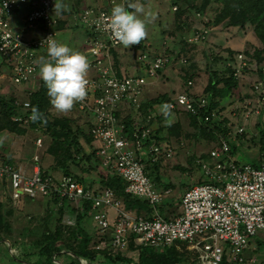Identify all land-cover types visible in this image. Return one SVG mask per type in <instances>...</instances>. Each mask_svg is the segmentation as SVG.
Returning a JSON list of instances; mask_svg holds the SVG:
<instances>
[{
	"label": "built area",
	"instance_id": "built-area-1",
	"mask_svg": "<svg viewBox=\"0 0 264 264\" xmlns=\"http://www.w3.org/2000/svg\"><path fill=\"white\" fill-rule=\"evenodd\" d=\"M54 3L55 0H0V61H6L11 82L26 86L29 93L32 86L37 89L41 84L39 65L41 57L48 59V37L60 42L56 29L58 21L65 19L70 27H83L86 31L84 55L89 60L88 84L85 97L75 102V107L90 120L88 131L100 168L115 170L126 182L125 191L146 199L154 215L146 218L126 208L108 187L91 188L69 175L55 177V180L42 177L38 152L32 156L31 175L0 159V182L8 184L12 200L18 202L23 198L54 195L60 200L59 204L65 199L78 211H83L84 204H88L97 230V240L92 243L96 249L126 250L130 242L136 248L159 249L181 241L196 252L195 264H220L225 253L229 261L237 264L257 263L260 256L264 257V246L261 249L263 255L247 252L256 247L254 237L260 231L264 232V156L259 166L240 161L228 153L229 144L221 138L220 147L210 150V159L200 156L195 159L205 181L185 189L180 215L170 219L160 216L157 205L165 192L155 188L147 174V165L172 157L175 146L166 141H150L151 114L141 122L137 112L133 131L127 132L117 118V112L125 105L137 110L147 80L155 77L173 57L165 52L157 55L141 53L137 59L148 65L146 69L135 74L121 71L118 75L111 50H117L122 44L113 38L109 20L112 5L123 4V0H109L108 7L86 4L68 14L57 13ZM21 11L23 15L19 16ZM203 33L206 30L195 31L188 40H200ZM250 59L241 52L235 55L234 76L244 75L245 66L251 69L254 65L256 70L257 65ZM260 67L264 70V64ZM187 82L191 84L190 80ZM242 94V101L230 111L237 119L232 132L249 130L255 133V124H258L264 133L263 81L257 76ZM167 105L170 112L200 115L208 104L202 95L191 96L180 91ZM21 106L28 112L29 100L24 99ZM211 116L219 119L216 110L205 113L204 119ZM30 117L31 113L17 115L15 120L25 124ZM226 126L230 125L226 123ZM34 145L41 147L40 137L34 140ZM64 222L74 225L75 217L67 216Z\"/></svg>",
	"mask_w": 264,
	"mask_h": 264
},
{
	"label": "trees",
	"instance_id": "trees-1",
	"mask_svg": "<svg viewBox=\"0 0 264 264\" xmlns=\"http://www.w3.org/2000/svg\"><path fill=\"white\" fill-rule=\"evenodd\" d=\"M72 1V7H67L66 10L61 12L62 14L77 11L83 5L82 1L84 0ZM94 1L95 3L87 5L95 7L104 5L108 7V5H110L109 0ZM130 2H136V0H123V5L127 6ZM167 2V13H172L173 15L174 31L175 29L180 30L177 36H179L183 46L180 52L172 53L174 54L176 62L183 64L182 68L185 71L183 75V79L185 80L184 89L181 91H185L191 96L202 95L207 101V108L200 115H193L185 111H169V115L166 117L161 109L163 105H167L172 99L171 95L173 93L164 92L154 97L145 98L146 100L143 98L137 110L129 109L125 114H123V110H119L117 112V118L121 124L124 125L125 131L132 132L134 128L133 124L138 117V113L142 119L141 122H145L146 116L151 114L152 119L150 120V124L152 126V132L150 141H166L167 143H172V141L176 139L183 140V138L188 137L195 139L200 138L202 140L211 139L209 149L205 153L198 155L205 160L210 159V150L219 148L220 140L224 138L229 144L228 153L230 155L236 156V154L239 153L241 157L247 156L250 159L247 163L259 166L264 156V133L260 125L255 124V129H257L255 134L249 132V130H245L241 133L232 132L237 123V119L235 116L231 115L230 111L235 104H238V102L243 99V94H238V77L233 74V63L235 59L233 50H227L229 51V55L226 56L227 63L222 70L210 69V66H208L207 84L202 94H197L193 92L192 85L188 84L187 81H192L194 79V65H191L190 62L193 56H195V51L191 48L200 40L189 41V35H185L189 31H191L190 34L195 31L203 32L206 30L205 27L217 24L220 25L221 29L230 27L243 28L249 25L259 39L261 46L254 48L252 52L246 50L245 53L249 55L247 57L256 59V61H254L257 65L255 72L258 78L264 83V70L260 67L261 64H264V0H167ZM173 6H175L174 9ZM209 10H211L213 14L210 18L203 19L206 15H209ZM194 13L200 15L201 21H203L204 24L203 27H196V29L192 28L191 21L194 19ZM67 26L65 19L59 20L56 29L58 31L64 30ZM136 47L141 48V53L147 51V47L141 42ZM164 51L165 53L171 54L169 52L170 50L166 48H164ZM111 52L114 57V67L117 74L120 75L121 70L118 67L117 50L112 49ZM152 53L153 55H157L160 52L155 51ZM134 56V68L137 70L146 69L148 65ZM183 58L186 60L185 62L182 61ZM212 59L216 60V57ZM5 62L6 61L3 60L2 64H5ZM243 69L246 72L250 67L245 66ZM158 71L160 72L161 69ZM130 72L131 69H127L126 73L130 74ZM244 94L247 95V92H244ZM24 99H28L30 102L28 112L22 110L21 102ZM24 99H19L12 93L9 95L0 94V132L7 131L16 135L34 133L33 139L37 137L41 138L42 145L38 148L37 152L40 154L38 163L42 177L49 176L55 180L54 178L56 176L50 172L54 170L61 175H69L85 183L84 177L80 173L95 171L98 168L93 161V158L97 159V157L95 156L92 137L88 131L90 120L87 116L85 117L86 114L78 111L75 105L66 112H59L56 110L50 102V97L47 94V89L44 87L43 80H41L39 88H32L29 93L27 92L25 94ZM33 107L37 108L43 114L42 119L36 121L30 119L25 124L15 120L17 115L25 116V114L31 113ZM74 110H76V112H74ZM211 110L217 111L219 119L212 116L208 119H204V114ZM73 112L78 113V115L72 116ZM81 116L85 117L86 131L82 125L77 122V118ZM222 122H224L225 125H222ZM226 123L230 126L227 127ZM82 139L91 146L92 152L88 153L84 149L81 142ZM247 139H251L254 144L252 150L249 146H244L243 144ZM42 153L43 155L48 154V156L50 155L52 158L51 164L48 167H45L41 162ZM0 158L4 162H12L9 157L1 156ZM192 159H195V157H192ZM81 161H86L87 166H79ZM159 163L160 161L149 163L147 165V174L149 177L152 175L153 178H150L155 183L162 186L163 189L160 191L163 192L168 189L169 184H163L160 181V175L158 173ZM72 166L74 167L72 168ZM78 167H81L80 171L75 170V168L77 169ZM99 177L97 189L108 187L114 192L115 197L124 202L126 208L146 218L154 215L146 199L131 195L125 191L126 182L115 170H105ZM204 181L205 179L200 177L195 183ZM87 184L89 187H93L94 182L91 181ZM181 195L176 198V201L171 198L165 200L163 197L161 202L157 205V212L159 215L165 219L180 215L179 210L175 212L172 210L180 205ZM59 201L60 200L54 195L49 196V203L47 204L44 214L41 216L29 215L23 227L19 230V238H15L13 237L14 229L12 221L15 210L12 205V198L9 195L5 200H0V240L7 239L9 241V244H11L14 249V252L11 254L12 257H18L16 253L19 247L22 246V259H24L27 264H58L55 258L62 249L60 243H64L66 249L71 252L70 262L67 264H95L99 256L104 259L99 262L101 264H106L105 261L119 264H195L197 262L196 252L189 249L186 242L181 241H177L167 247L159 249L151 247L136 248L132 242L129 243L126 250L111 251L109 248H93L92 243L97 240V236L93 239L91 236H87V234L84 233L85 236L83 235L80 240L76 238L74 227H71L63 221L66 209L61 206L62 204L58 206ZM65 201V199H62L63 203ZM55 205H57V208L54 207ZM89 209L90 206L84 204V212L75 214L76 230H84L80 227V221L82 216L86 214V211H89ZM71 210L74 211V208H71ZM170 212L174 213L172 214ZM109 232L110 230H108V233ZM69 239L77 241H75V244H69L67 243ZM255 243L256 247L250 248L247 252L248 254L257 253L259 247L264 246V236L261 239L257 237ZM135 251H137L135 254L136 257L134 254L130 253ZM220 264L237 263L229 261L225 253ZM255 264H264V257H259L258 262Z\"/></svg>",
	"mask_w": 264,
	"mask_h": 264
},
{
	"label": "rangeland",
	"instance_id": "rangeland-1",
	"mask_svg": "<svg viewBox=\"0 0 264 264\" xmlns=\"http://www.w3.org/2000/svg\"><path fill=\"white\" fill-rule=\"evenodd\" d=\"M136 2H139L143 5L145 12L153 14L147 18V22L145 25L147 35L144 39L140 41L142 44H144L147 47L146 52L149 53V55H153L152 52H155V51H159L160 53L165 52L164 48H166L170 50L169 52L171 53L173 57V60H171L170 63L163 66L161 68V71L160 72L158 71L155 77L149 78L147 80V83L142 89L141 96L144 98V100H146L149 97H154L164 92H172L173 94L171 96L174 97L178 92L184 89V81H185L183 79V75L185 73V71L182 68L183 64L180 62H176V60L174 59V54H172V53L180 52L183 47L182 42L179 39V36H177V33L180 30L175 29L174 31L175 26L173 24V15L172 13H167V7H168L167 0H136ZM93 3H95L94 0L82 1V4L84 5L93 4ZM71 7H72V4H71ZM208 14L209 15H206L203 19L210 18L213 12L209 10ZM22 15H23V12L21 11L19 16H22ZM140 15L143 17V13H141ZM193 18H194L192 19L193 21H191L192 28L196 29V27L201 28L204 26L203 21H201L202 19L200 15H197V13H194ZM21 20L20 21L23 25L24 21L23 19ZM14 23L16 22L14 21ZM205 28H206V33H203L204 37L201 38L200 41L195 43L194 44L195 46H193V48H191L193 49V51H195V56H193L190 62L191 65H194V70H193L194 79L191 81L190 85H192L193 92L197 94H202L203 89L205 85L207 84L208 72H209L208 66H210V69L212 68V69H217V70H222L224 68V66L227 63L226 56L229 55V51H227L228 49L233 50L235 55L241 52L243 55L249 56L247 55V53H245L246 50L248 52L249 51L252 52L254 48L261 46L259 39L256 37L252 28L249 25H246L243 28L230 27L227 29H224V28L221 29L220 25L217 24V25H211ZM190 32L191 31L187 32L185 36L190 35ZM57 35H58L57 38L59 39L60 42L67 44L70 48L74 47L76 51H79L82 54L85 53L84 40L86 37V33H84L83 27L67 26L64 30L58 31ZM138 44H133V45H130L129 47H125L122 45L117 48L118 67L122 72H125V67L126 69H128L133 65V62H134L133 56L135 55L134 57L137 58L138 55L142 52L140 47L139 48L136 47ZM213 57H216V60L212 59ZM110 59L112 61V57H110ZM251 59L256 61V59L254 58H251ZM130 69H131L130 74H135L141 71V69H138V70L135 68H130ZM249 70H247L246 72L244 71L245 72L244 75L243 74L239 75V78H238V83H239L238 94L239 95H242V92L248 89L249 85L252 84L255 78L257 77L256 72L254 70V65ZM10 78H11V74L8 70V67L5 64H2V62L0 61V94L9 95L12 93L16 95L19 99H24L25 94L29 91V88H26V86H23L20 84L12 83ZM33 87L34 86H32V88ZM44 87L46 88L45 84H44ZM238 104H235L234 107H236ZM129 109H133L132 106L130 105L123 106L122 107L123 114L128 112ZM74 112L76 111L74 110ZM74 112L72 116H77L78 113H74ZM77 119H78L77 122L80 123L86 131L87 127L85 125V117L81 116L80 118H77ZM3 133H4V137L3 135L0 136V140H3L5 145L9 143L10 148L6 150H4V148L3 149L0 148V157L1 156L5 157L7 154L6 157H9L10 160L12 161V159L13 160L15 159L12 157L14 152H16V155H18L22 151L23 147L25 148V149L23 148L24 151L28 150L27 153L29 152V154L31 153V156H33L34 154L33 151L35 150V146H34L35 139H33L34 133H26L25 135H16L14 133L7 132V131ZM0 135H1V132H0ZM81 142L84 146V149L88 153L92 152L91 146H89L85 140L82 139ZM172 144L175 146L173 156L170 158L161 159L159 163L160 165H159L158 173L160 175V181L163 184H169L168 185L169 192L168 194H166V197L164 196L165 200L167 198H171V199H175L176 201V198L179 197V195H181L188 186L195 184L196 180L202 177L198 166L195 164V159L197 158L199 154L205 153L209 149L211 145V139L202 140L200 138L195 139V138L188 137V138H183V140L176 139L172 141ZM243 144L244 146H249L251 150L254 147V144L251 141V139L245 140ZM41 157H42L41 159L42 164L45 167H48L52 161L51 156L50 155L48 156V154L43 155L42 153ZM192 157H195V159H192ZM236 157L240 161H246V162L250 161L249 157L247 156L241 157L239 153L236 154ZM93 159H94L93 160L94 164H96L98 167L99 165L98 160L95 158ZM79 166L86 167L87 162L81 161ZM73 167L74 166H72V168ZM80 168L79 167L77 169L75 168V170L80 171L81 170ZM53 171L54 170H52V172ZM104 172L105 171H102L99 173L98 171L96 173L95 171L93 172L91 171V172H88V174L90 175V173H92V175H96V180L94 179V181L99 182V179H100L99 176L100 174H103ZM82 173L84 172H81L80 174ZM58 174L60 173H57V171L54 172V176H58ZM150 177L153 178L152 175ZM153 183L155 184L157 189L159 190L163 189L161 185H158V183H155L154 181ZM7 185L8 184L5 181L2 183L0 182V191H1V194L3 195L2 200H4V197H5L4 195H6L5 193L9 192V187ZM38 197L47 198L45 196L39 195L36 197L37 200L39 199ZM40 202L41 201L38 200L37 205L41 206L42 203H45V202H42V203ZM19 205H20L19 201L14 204L16 211L17 209L18 210L20 209ZM32 207L34 210L35 209L34 205H32ZM173 209L174 210L172 211L174 212L178 211L179 205L177 208H173ZM91 212H92L91 209H89L86 215L89 221L92 220ZM174 212H170V213L173 214ZM36 213L38 214V216L43 215V214H39V212H33L32 210L27 209L26 207V211H24V213H21L22 216L20 217L24 218L25 220L29 215H36ZM16 222L17 221L15 219L14 227H16L17 229L19 225H16ZM71 227H74V230L76 231L74 234L76 238H78L79 240L80 238L83 237V235L85 236V234L89 236V233L93 239L96 236V234H94L96 232L94 231L96 227L93 225V223L91 226H88L87 228L85 226V229L87 232L84 230H83L84 232L76 230L75 225ZM19 230L17 229L18 233H19ZM263 236H264V232L260 231L258 235L254 238L256 239L257 237H259L261 239ZM71 244H72V241H71ZM261 249H262V246H260L259 250H257V256L263 255L261 252ZM12 252H14V249H12ZM136 252L137 251L130 252V253L134 254V256L136 257L135 255ZM20 256H22V254H20ZM101 260H104V259L99 256L95 264H101L99 263ZM105 262L106 264H119L115 262L112 263L109 261L108 262L105 261ZM12 264H21V263L17 259L16 262L12 261Z\"/></svg>",
	"mask_w": 264,
	"mask_h": 264
},
{
	"label": "clouds",
	"instance_id": "clouds-1",
	"mask_svg": "<svg viewBox=\"0 0 264 264\" xmlns=\"http://www.w3.org/2000/svg\"><path fill=\"white\" fill-rule=\"evenodd\" d=\"M66 9L67 5L63 4L62 0H55L54 10L57 13ZM151 15L153 14L145 12L139 2H130L127 6L114 4L109 20L113 38L125 47L140 43L147 35L145 25ZM50 37L47 47L48 59L41 57L39 75L46 86L51 104L59 112H66L86 95L89 60L84 54ZM161 111L167 117L169 106L163 105ZM42 115L33 107L30 118L36 121L42 119Z\"/></svg>",
	"mask_w": 264,
	"mask_h": 264
},
{
	"label": "crops",
	"instance_id": "crops-1",
	"mask_svg": "<svg viewBox=\"0 0 264 264\" xmlns=\"http://www.w3.org/2000/svg\"><path fill=\"white\" fill-rule=\"evenodd\" d=\"M62 2H63V4H65V5H67V7H70L71 6V4H72V2H71V0H62ZM71 3V4H70ZM70 4V5H69ZM69 5V6H68ZM83 6H84V4H83ZM84 33H86V31H84ZM72 49H74L75 50V48L74 47H72ZM132 68H134V66L132 65L131 66ZM128 69H130V68H128ZM126 71H127V69H126V67H125V73H126ZM3 132H1V135L0 136H2L3 135V137H4V133L2 134ZM35 146V145H34ZM0 148H4V150H6V149H8V148H10V145H9V143L8 144H4V142H3V140H0ZM24 148V147H23ZM23 148H22V151L18 154V155H16V152H14V154L12 155V157L13 158H15L14 160L12 159V162H11V164H12V166L16 169V170H19V171H21V172H23V173H25V174H27V175H31L32 174V171H33V165H34V160H33V158H32V156H31V153L29 154V152L27 153V151H24L23 150ZM25 149V148H24ZM3 150V151H4ZM11 151V150H10ZM16 151V150H15ZM38 151V149H37V147L35 146V150L33 151V153H36ZM6 156H7V154H6ZM98 168H99V170H98ZM98 168H97V170H95V172L97 173L98 171H99V173L100 172H102L103 170H101V168H100V166L98 165ZM52 172V171H51ZM54 172L55 171H53L52 172V174H54ZM91 172V171H90ZM93 172V171H92ZM57 173H59V172H57ZM85 173V174H84ZM84 173H82L81 175L84 177V184L86 185V186H88V184L87 183H89V182H91V181H93L94 182V185H93V187H91V188H98L97 186H98V182H95L94 181V179L96 180V175H92V173H90V175L88 174V172H84ZM61 174H58V176H60ZM58 176H56V177H58ZM202 176V175H201ZM100 178V177H99ZM196 184V183H195ZM155 185V184H154ZM8 186V185H7ZM155 188H156V186H155ZM157 189V188H156ZM187 189V188H186ZM157 190H159V189H157ZM160 191V190H159ZM166 191H167V193H166ZM3 192V191H2ZM162 192V191H161ZM165 196H166V194H168V192H169V189H166L165 191ZM6 195H4L5 197H7V196H9L10 195V190H9V192L8 193H5ZM4 197V200L6 199ZM39 199L38 200H40L41 202L40 203H42V202H45V203H42V208H41V206H39V205H37V202H38V200L36 199V198H34V199H28V198H23V199H21L19 202H20V205H19V207H20V209L18 210L17 209V211L15 210L16 208H15V206H14V204L16 203V202H14L13 200H12V205H13V208H14V210H15V214H14V217H13V219H12V221H13V229H14V235H13V237H15V238H19V235H18V231H17V229L19 230L20 228H22L23 227V225L25 224V221H26V219L24 220V218H22V217H20V216H22L21 215V213H24V211H26V207H27V209H30V210H32L33 212H39V214H44V212L46 211V207H47V204L49 203V197H47V198H44V197H38ZM3 199V195L1 194V191H0V200H2ZM32 205H34V210H33V207H32ZM58 206H60V204H59V202H58ZM61 206H63V208L64 209H66L65 210V213H64V216H63V221H64V219L67 217V216H73V217H75V214H78V213H82V212H84V210L83 211H78V210H76L75 208H74V211L73 210H71V208H73V207H71V206H69V204L65 201ZM55 208H57V205H55L54 206ZM179 211H181V208H180V205H179ZM86 212H88V211H86ZM36 215H38L37 213H36ZM87 215V213L86 214H84L83 216H82V218H81V221H80V226H81V228L82 229H84L85 231H86V229H85V226H86V228L88 227V226H91L92 225V223H93V225L95 226V223H94V221H92V220H90V221H92V222H90L89 220H88V217L86 216ZM19 217V218H18ZM22 218V219H21ZM15 219H16V225H19V227L16 229V227H14L15 226ZM75 225V224H74ZM71 226H73V225H71ZM94 231H97L96 230V228L94 229ZM87 232V231H86ZM89 233V232H88ZM94 234H96V232L94 233ZM89 236H91L90 235V233H89ZM92 237V236H91ZM71 241H72V244H75V241H77V240H67V243H71ZM60 245H61V247H62V249L58 252V254H57V257L55 258V260L58 262V264H67V263H69L70 262V251L69 250H67L66 249V246H65V244L64 243H60ZM12 246H11V244H9V241L7 240V239H1L0 240V264H12V261H14V262H16V260L18 259V261L21 263V264H27L25 261H24V259H22L23 258V255L22 256H20V254H21V252H22V249H23V247L22 246H20L19 247V250L17 251V253H16V255L18 256V258L16 257V258H14V257H12L11 256V252H12ZM8 254H7V253ZM54 256H55V254H54ZM14 259V260H13ZM87 264H90V263H87Z\"/></svg>",
	"mask_w": 264,
	"mask_h": 264
}]
</instances>
